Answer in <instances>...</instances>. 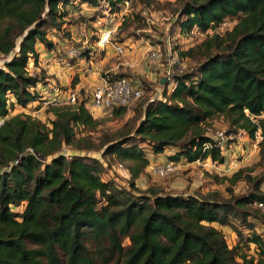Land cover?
I'll list each match as a JSON object with an SVG mask.
<instances>
[{
  "label": "trees",
  "instance_id": "obj_1",
  "mask_svg": "<svg viewBox=\"0 0 264 264\" xmlns=\"http://www.w3.org/2000/svg\"><path fill=\"white\" fill-rule=\"evenodd\" d=\"M60 1L67 4L0 0V264H41L42 258L47 264H264V235L238 231L240 240L256 245L254 257L238 245L229 247L222 230L211 224L237 230L235 220L245 223L248 216L264 223V211L253 204L264 198L259 177L252 190L222 200L152 187L145 190L149 195L134 193L142 192L134 179L149 164L136 140L153 152L180 147L169 155L174 161L209 156L223 162L221 147L200 125L214 115L223 116L228 132L241 128L253 138L259 131L264 159V0H180L181 31L212 29L227 17L237 20L225 34L207 35L198 51L180 50V57L200 52L203 58L177 74L162 97L144 101L133 134L107 140L103 153L125 162L129 187L102 179L98 158L63 153V145L95 148L85 132L100 119L83 100L47 105L55 116L50 126L29 113L9 115L15 104L38 99L33 88L43 75L27 64L30 58L37 62L38 42L54 47L46 26L60 25L65 13ZM79 1L96 5L101 0ZM105 1L117 9L123 0ZM124 108L112 112L121 114ZM242 171L222 179L234 183ZM22 202V210H12Z\"/></svg>",
  "mask_w": 264,
  "mask_h": 264
},
{
  "label": "rangeland",
  "instance_id": "obj_2",
  "mask_svg": "<svg viewBox=\"0 0 264 264\" xmlns=\"http://www.w3.org/2000/svg\"><path fill=\"white\" fill-rule=\"evenodd\" d=\"M67 3L68 5L70 4V8L67 11H64V17L61 19L62 21L60 22V25L54 27L51 25L46 26L47 36L53 41L56 39H65L70 42L73 25L76 26L75 30L77 31L83 27L92 31L88 37V41L85 43L89 44V46H83L84 44L81 40L77 42L79 43L78 45L82 46L83 50L86 51L85 54H87V57L91 59V62L88 60H85L84 62V65H88L91 68V70L89 72L87 71L84 75L85 77L88 76L87 79L85 78L86 81L91 83L87 86H79L76 88V82L81 80L76 71L68 74L65 73L63 78H59L55 74H53V77L47 74L48 78H45L46 74L41 66H39L40 69L38 70V74L43 75L41 83H55L56 85H59L62 91H64V95H66L69 90H74L77 96L76 99L85 101L90 97V91L101 80V76L125 74L138 76L143 85L144 93L140 98L125 105V110L117 115L114 114L112 110L98 108L91 110L88 104L87 107L92 115L100 119V123L94 130H88L85 132L92 136V143L95 148H76L71 147L70 145H63L62 151L66 155L81 153L98 158L104 166L101 172L102 179L107 180L111 178L119 185L129 187L130 173L128 172L127 167L125 166V169L119 168L117 163L120 160L115 154H104L103 149L105 145L110 142L107 140L125 138L128 135L133 134L134 127H136L142 117L143 105L145 104L144 101H148L153 95L154 97H158L165 91V88L159 83V75L161 73L158 67L159 64L153 63L150 65V62H148L149 50L152 47H159L165 53V47L167 45L166 39L167 37H170V46L176 51V53H178V55L180 50H186L190 47H193L194 51H198V46L207 35L212 32L225 34L232 28L237 19L227 17L223 22L212 29L200 30L197 27H193L190 30L181 31L179 21L180 18H184V15H180V7L182 6L180 0H130L126 8L122 5L117 10V12L120 10V13H123V19L118 16H115L114 18V21H119V23L112 33V43L109 44L110 46L101 47L97 44V30L93 22H95L94 19L97 18L96 16L104 17L102 18L103 20L107 19L106 14L111 11L108 9L105 10L106 1L101 0L98 5L91 6L92 8L90 9L83 6L86 3H82L79 0H67ZM58 5L59 10L63 12L65 6L61 1ZM80 23L81 25H76ZM126 35L142 39V41L147 42V44L149 41L151 44V46H147V48H142V46L137 47L138 49L142 48L140 53L143 55H141L140 59L137 57V49L123 42ZM90 41H92V45H90ZM116 42L125 44L126 49L124 53L119 54L114 50L113 43ZM59 52L62 53L63 50L59 49ZM195 54L198 55V52H195ZM199 56L201 57L200 59L203 58L200 52ZM199 56L194 57L185 55L180 57L182 71L185 72L192 70L198 64ZM76 57L77 56L72 55L67 58L66 62L72 63L74 60H77ZM124 58H127L129 61L132 60L130 61V65L132 66L140 65L139 62L143 63V66L146 65L147 68L149 67L156 72V78L148 80L147 77H142L138 71L132 72L129 69L121 70V67L116 68L114 71L110 68L115 61H123ZM1 62L2 60H0V63ZM33 62L31 61L30 64ZM94 65L97 67H94ZM156 65L158 68H154ZM38 89L40 90L39 86ZM48 94L52 93L46 88L44 95L48 97ZM17 112L29 113L33 117L46 122L49 126L51 125L50 119L55 117L49 110V107L44 104L41 99H37L35 104H27L25 107L15 104L13 107L9 108V115ZM200 125L211 135H214L217 130H223L225 133H229L221 146L224 161L218 162L209 156L194 161H187L185 158H180L176 161L177 166L174 172L166 176H160L154 172L155 164L153 163L156 159L152 158L151 162L153 165L149 162L144 171L134 179L135 186L142 192L134 190V193L139 195H149L145 190L147 187H152L155 189H162L165 192H179L184 194L197 193L199 195L211 196L222 200L229 198L232 194L241 195L247 193L253 189L255 182L259 178L260 180L257 184V188L259 191L264 192V159H261L259 154V141L261 139L259 131L253 138L241 128L228 132V123L222 115H214L211 119H206L201 122ZM136 141L144 148L145 153L152 152L148 144L141 142L140 140ZM166 148L168 152H172L170 153L171 155L180 147L170 145ZM49 158L50 156L47 160H49ZM166 158H169V155L166 156ZM123 163L125 165V162ZM239 169H243L242 177L238 178L234 183L230 182L228 179H222L224 176H230L234 171ZM214 175H216V177ZM256 177L259 178L254 180ZM254 188L256 189V187ZM23 207L24 203L22 202L17 206H12V210L19 211L22 210ZM248 222L251 223V226L247 224ZM211 224L222 230L229 247L238 245L241 250H245L248 255H253L254 257L258 256L256 245L252 242L246 243L243 240H240L238 231H241L244 235H249L250 233L255 232L263 236L264 223L261 221V218L248 216L247 222L245 223L235 220V224L232 225H235L237 230L229 224H220L218 222H212ZM27 242L29 245H33L30 241ZM92 242V239L86 238L87 244L91 245ZM41 264H47L45 258H42Z\"/></svg>",
  "mask_w": 264,
  "mask_h": 264
},
{
  "label": "built area",
  "instance_id": "obj_3",
  "mask_svg": "<svg viewBox=\"0 0 264 264\" xmlns=\"http://www.w3.org/2000/svg\"><path fill=\"white\" fill-rule=\"evenodd\" d=\"M105 1V0H102ZM130 0H123L119 3L120 6H124L126 8L129 4ZM82 3L89 4L84 1ZM98 5V4H96ZM91 5V6H96ZM105 10L108 9L111 12L106 14L107 19H102L104 17L96 16L97 18H93L95 22L94 26L97 30V44L101 47L108 46L112 43V33L118 26V22L114 21L115 16L123 19V13L117 12V9H112L109 3L106 1ZM112 9V10H111ZM88 28H80L77 31L78 36L81 39V42L85 44L88 41V37L91 34ZM170 37H167V45L165 53L159 48H151L148 53V62L150 65L153 63H158L161 67V73L159 75V83L167 90H170L174 87L176 82V75L182 73V66L180 64V56L176 51L170 46ZM114 50L121 54L124 53L126 47L125 44L121 42L113 43ZM69 52L71 55L79 56L83 53V47L72 45L69 48ZM164 77V80H162ZM38 86L40 90L38 89ZM46 88L51 91L52 94H48V97L44 95ZM38 93V100H42L44 104H56V103H74L77 99L76 92L74 90H69L65 96H62L63 92L59 85L55 83H46L42 84L38 82L33 88ZM144 93V88L139 78L132 75L118 74V75H105L101 76V80L99 83L90 91V97L86 100L88 104L91 106V110L93 109H103V110H113L114 108L125 106L132 101L140 98ZM64 97V98H62ZM158 97H162L160 94ZM155 98L154 95L149 98ZM2 119H0V122ZM209 136H211L216 144L220 147L223 145L224 140L229 135L225 133L223 130H217L214 135L206 132ZM231 136V135H230ZM18 159H15L13 162L16 163ZM118 167L125 169V165L122 162H118ZM176 161L167 160L162 164H159L154 167V172L160 176H166L176 170ZM255 206L264 211V198L257 199L253 202Z\"/></svg>",
  "mask_w": 264,
  "mask_h": 264
},
{
  "label": "crops",
  "instance_id": "obj_4",
  "mask_svg": "<svg viewBox=\"0 0 264 264\" xmlns=\"http://www.w3.org/2000/svg\"><path fill=\"white\" fill-rule=\"evenodd\" d=\"M64 6H65V9H63V11H67L70 8L69 7L70 4L68 5V3L65 4ZM83 6H85L87 9L92 8L91 4H89V5L84 4ZM76 25H81V23L76 24ZM75 28H76V26L73 25L72 29H71V35L72 36L70 38V42L66 41L65 39L64 40L56 39V40H54L55 41L54 47H52L50 49L46 48L41 42H38L36 44V48H37L38 54H39L37 62L34 63L33 59L30 58L28 61V69L32 72L38 73L39 72L38 70L40 69L39 66H41L42 70L46 74L45 78H48L47 77L48 75L53 77V74L57 75L59 78L60 77L63 78L65 73L68 74L70 72L76 71L78 73V76L81 78L80 81L76 82V84H75L76 88H78L79 86H85V85L87 86L88 84H90L91 82L86 81L88 76L87 77L84 76L87 71L89 72L91 70L90 66L84 65L85 60H88L89 62H91V59H89L87 57V54H85V52H86L85 50H83L84 54H81V55L76 57L77 60H74L72 63L66 62L67 58L72 56L71 53L69 52V48H70L69 46H72V45H77L78 47L80 46V45H78L79 43H77V42H79V40H81V39L78 36L77 30H75ZM123 42L126 43L127 45L133 46V47H135V49H137V57L139 59L141 58V55H143L140 53V50L143 47L147 48V46H149V47L151 46L149 41L147 44V42L142 41V39L133 38V37H130L129 35L128 36L126 35L124 37ZM89 43H90V45H92V41H90ZM83 46H89V44H84ZM139 46H142V48L138 49L137 47H139ZM59 49H62L63 52L62 53L59 52ZM56 51H57V55H56ZM104 58H106V57H104ZM31 61L33 63L30 64ZM130 61H132V60H130ZM130 61L127 58H124L123 61H115L111 65L112 67H110V68L114 71L116 70V68H119V67H121V70H128L129 69L132 72L138 71V72H140L139 74L142 77L145 76L148 78V80H153V78H156V72L154 70L150 69L149 67L147 68L146 65L143 66V63H141V62H139L140 65L132 66V65H130L131 64ZM94 67H97V66L94 65ZM158 67H159V71H161L160 65H158ZM158 67H157V65L154 66V68H158ZM92 69H94V68H92ZM136 78H139V77L136 76ZM64 94L65 93L63 91L61 93V95L65 96ZM35 102H36V99L29 102L28 105L35 104ZM84 103L87 107L88 101L85 100ZM22 107H25V106H22ZM90 108H91V106H90ZM170 153H172V152H170V151L168 152L167 148H165L162 152H153V151L151 153L146 152V155L149 158V162L151 163V165L155 164V166H157L159 164L164 163L167 160H171L170 158H166V156L170 155ZM152 158L156 159L153 164L151 162Z\"/></svg>",
  "mask_w": 264,
  "mask_h": 264
},
{
  "label": "water",
  "instance_id": "obj_5",
  "mask_svg": "<svg viewBox=\"0 0 264 264\" xmlns=\"http://www.w3.org/2000/svg\"><path fill=\"white\" fill-rule=\"evenodd\" d=\"M162 80H164V77H162Z\"/></svg>",
  "mask_w": 264,
  "mask_h": 264
}]
</instances>
